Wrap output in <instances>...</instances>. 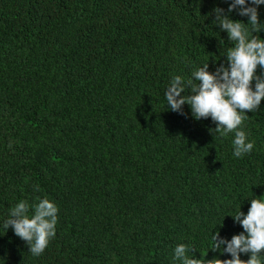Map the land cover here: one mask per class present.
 Wrapping results in <instances>:
<instances>
[{"label":"trees","instance_id":"16d2710c","mask_svg":"<svg viewBox=\"0 0 264 264\" xmlns=\"http://www.w3.org/2000/svg\"><path fill=\"white\" fill-rule=\"evenodd\" d=\"M230 2L0 0V264H182L180 244L232 258L211 238L242 233L232 216L264 196V101L242 128L254 148L236 158L234 133L214 139L210 117L165 96L175 76L190 94L195 70L226 65L213 9ZM248 6L264 24V5ZM45 197L56 237L33 256L2 224Z\"/></svg>","mask_w":264,"mask_h":264},{"label":"clouds","instance_id":"9594fccd","mask_svg":"<svg viewBox=\"0 0 264 264\" xmlns=\"http://www.w3.org/2000/svg\"><path fill=\"white\" fill-rule=\"evenodd\" d=\"M249 3L259 6L264 5V0H231L227 12L219 7L213 9L214 25L227 32L233 44L227 50L226 65L217 67L215 73L209 71V63L195 70L192 77L198 83L188 81L190 94H185L183 78L177 75L165 93L171 111L183 115V106L189 105L196 120L210 117L217 124L215 129H209L214 139L234 133L232 143L236 158L251 153L254 148V142L248 141V134L242 128L248 119L247 113L256 112L264 101V74H257L258 69H264V39L259 35L264 31V24L260 22L258 7H250ZM237 8L240 16L249 17L247 24L231 19V13ZM35 190L39 191L38 185ZM37 199L38 202L31 205L21 200L10 209L9 217L2 224L4 229L12 228L15 235L27 243L33 256L42 255L56 237L59 213L54 201L46 197ZM250 201L246 215L240 209L232 216L242 226V233L229 241L215 231L211 238L212 251L228 253L231 259H208L203 255L196 258L195 249H191L193 255L189 256L190 249L185 244L175 248V259L182 264H264V196ZM242 253L250 254V258L241 259Z\"/></svg>","mask_w":264,"mask_h":264}]
</instances>
